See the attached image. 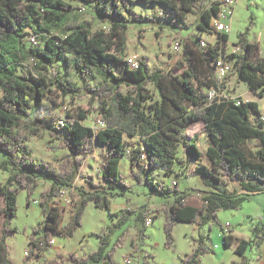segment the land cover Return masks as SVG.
I'll return each mask as SVG.
<instances>
[{
	"label": "trees",
	"instance_id": "trees-1",
	"mask_svg": "<svg viewBox=\"0 0 264 264\" xmlns=\"http://www.w3.org/2000/svg\"><path fill=\"white\" fill-rule=\"evenodd\" d=\"M70 1L93 9L109 24L108 29L95 30L94 19L85 21L82 9L65 0H0V152L7 155L0 168L10 172L6 183L0 184V216L5 217V226L0 230V264H14L6 241L18 232L9 226L18 211V193L24 190L31 197L42 179L50 183L39 201L44 220L30 237L26 260L38 264H114L104 232L99 234L101 243L97 251L86 257L70 253L58 254L46 263L42 260L53 247L51 241L55 236H73L82 225L89 204L108 211L117 188L130 189L120 173L126 156L130 178L146 185L151 196H167L174 191L152 180L149 173L161 170L165 176L179 175L176 165L181 163L180 149L188 163L206 159V164L199 163L194 171L202 174L208 187L198 194L201 204L189 205L185 194L175 204L162 206L166 248L173 245L177 223L219 225V212L239 210L251 196L264 193V112L259 103L226 97L210 100L208 93L200 90L205 86L223 91L216 62L226 55L225 60L233 64V71L249 91L264 97V57L258 56V47L249 41L248 31L239 34L235 43L241 51L227 55L230 34L217 33L212 27L221 10L220 1ZM136 5L159 6L160 18L183 28L193 27L187 20L195 16L197 30L214 36L216 42H205L207 47L202 48L204 41L198 38L193 47L184 48L185 59L166 71L152 73L147 58L140 60L138 68H132L126 59L128 23L153 20L136 13ZM31 36H35L36 44ZM149 84L160 96L153 103H148ZM123 86L132 90L125 93ZM53 92L72 103L88 96L89 108L68 113L69 121L57 126L56 108L47 101ZM95 111L104 128L95 130L85 124ZM197 123L205 126V154L198 140L190 139L187 133ZM46 131L59 141L60 149L69 151L65 158L57 160L58 167L37 161L28 147L31 137H41ZM126 138H138L141 142L131 156ZM251 142H257L255 151L248 148ZM96 144L104 153L101 179L97 184L87 180V185L76 187L84 158L94 154ZM142 147L146 150V162L140 160ZM64 189H75L80 197L77 200V194L70 192L75 208L65 227L61 225L62 211L55 205ZM143 207L138 215L143 226L137 229L142 239L146 237L148 217L147 205ZM126 219L123 216L118 225ZM254 231L260 233L256 239H243L236 244L234 252L241 258L239 264H247L245 253L254 244H264V225ZM232 233L229 230L223 235L226 247L235 245ZM210 251L200 238L182 264H199L200 256Z\"/></svg>",
	"mask_w": 264,
	"mask_h": 264
},
{
	"label": "rangeland",
	"instance_id": "rangeland-1",
	"mask_svg": "<svg viewBox=\"0 0 264 264\" xmlns=\"http://www.w3.org/2000/svg\"><path fill=\"white\" fill-rule=\"evenodd\" d=\"M82 9V16L85 21H95L96 29H108L109 24L99 18L93 9L83 8L79 3L65 0ZM222 1V0H214ZM234 15L231 19V32L229 44L226 46V53L233 54V44L237 43L238 35L248 31V39L258 47V56L264 57V0H235ZM135 12L146 15L153 20H132L128 23L129 29L126 35L127 50L126 59L141 60L147 58L150 65V71L162 72L175 65L177 61L184 60V48L199 39L209 44H215L216 38L202 34L197 30L198 20L195 16L188 18V23L192 24L191 28H183L172 24L168 19H162V10L159 6L153 5L145 8L136 5ZM199 38V39H198ZM182 41L179 50L175 49V44ZM217 79L224 87L223 93L228 100L254 101L259 103L260 109L264 112V97L260 98L249 91L247 85L242 82L237 74L231 71L225 76L217 74ZM147 89L151 99L148 103H153L160 99L158 91L152 84ZM123 92L131 91L128 86L122 87ZM203 93L208 92L207 87H202ZM56 108L54 114L57 117L58 125L61 122H68V113L77 112L79 109L88 110L89 97L78 98L74 103L71 100H64L57 92L49 95L47 99ZM60 105V106H59ZM59 106V107H58ZM96 107V105H95ZM87 126L95 130L100 129L101 125L98 113L92 112L85 122ZM190 139H197L198 145L205 154L208 143L205 134V126L197 123L191 126L187 131ZM128 139L127 152L132 155L136 147H140L139 140ZM59 141L52 137L47 131L41 137H31L28 143L32 151V157L39 162L57 166L58 159L65 158L69 151L59 148ZM257 142H251L248 148L252 151L257 149ZM95 156L92 162L87 163L88 158ZM84 158V165L81 169V177L75 182L76 187L87 185L86 181L91 180L93 183H99L101 179V166L104 161V153L98 144L95 146L94 154ZM181 163L176 165V171L179 175L165 176L161 170L150 172L151 179L160 182L174 191L167 196H151L147 193L149 190L146 185H139L129 176L130 162L126 156L120 165V173L124 182L130 186V189L117 188L114 192L112 205L108 211L100 210L89 204L85 210L82 219V225L73 233L71 238L64 235L54 237V246L44 254L42 262H48L54 259L58 254L76 253L80 257H86L90 253L97 251L101 243L99 234L104 232L108 236L110 251H113L114 264H182V259L191 254L197 246L200 238L203 239L204 245L211 249L200 256L199 264H239L241 258L234 252L236 244L240 240L256 239L259 232L254 231L255 227L264 225V193L251 196L239 210L221 211L218 214L219 225H208L198 227L193 224L177 223L173 230L174 241L170 248H166V236L164 233L165 216L162 213L164 204H175L180 196L187 194L188 203L191 206H199L202 199L198 194L207 191L203 176L201 173L194 172V168L200 163L206 164V159L188 163L182 149L179 151ZM7 160V155L0 152V165ZM187 164V165H185ZM86 170V171H85ZM10 172L0 168V184L6 183ZM49 181L42 179L33 195L29 197L28 193L20 190L18 193V211L14 218L10 220V227L17 228L18 232L7 238V245L10 250V258L14 264H37L36 261H27L26 252L33 231L44 220L43 212L40 207L41 193L49 186ZM133 185V186H131ZM17 187V185L15 186ZM69 190V202L61 200L55 204L62 211V226H67L70 218V211L75 208V202L70 197V192L77 194V190ZM76 200V201H77ZM148 210L147 216L154 217L153 223L144 231L146 237L140 238L137 229L143 224L138 220L140 212ZM127 217L126 222L118 225L123 216ZM229 223L231 226H226ZM5 226V217L0 216V230ZM232 230L235 237V245L226 247L224 244L221 228ZM262 234V233H261ZM247 264H264V247L254 244L252 248L245 253ZM130 261V263H127Z\"/></svg>",
	"mask_w": 264,
	"mask_h": 264
},
{
	"label": "built area",
	"instance_id": "built-area-1",
	"mask_svg": "<svg viewBox=\"0 0 264 264\" xmlns=\"http://www.w3.org/2000/svg\"><path fill=\"white\" fill-rule=\"evenodd\" d=\"M220 3H221V10H220L219 15L213 19L212 27H213L214 31L217 33L230 34V32H231V19L234 15V8H235L236 1L235 0H222ZM30 40L35 44L37 43L35 36H31ZM181 46H182V41H179L175 44V49L179 50ZM232 46L234 48L233 54H238L241 51V49L238 45L233 44ZM201 47L205 48V47H207V44L205 42H202ZM222 55H223V53H222ZM225 56L226 55H223L216 62V74H219L220 76H225L226 74H228L231 71V69H233L232 68L233 64L230 63L229 61H226ZM129 63H130L132 68L136 69L139 67L140 61L137 59H133L132 61H129ZM207 93L209 95L210 100H214L216 98L226 97L225 94L223 93V91L219 92L217 90H208ZM263 120H264V117H263ZM61 125L63 126L64 122H61ZM100 125H101L100 128L105 127V124L102 122H100ZM141 150L142 151H141V155H140V160L142 162H146L147 161L146 150L143 147L141 148ZM128 154H129V152H128ZM66 199L69 202H71L70 198H69V190L68 189L67 190L64 189V190L60 191L59 196L56 198V202L59 203L61 200H66ZM153 220H154V217L149 215L145 221L146 227H149L153 223ZM226 226H230V224L227 223ZM223 233L227 234L228 231L226 230V233L225 232H223ZM51 244L54 245V240L51 241ZM26 256H28L27 252H26ZM127 263H130V261H127Z\"/></svg>",
	"mask_w": 264,
	"mask_h": 264
},
{
	"label": "crops",
	"instance_id": "crops-1",
	"mask_svg": "<svg viewBox=\"0 0 264 264\" xmlns=\"http://www.w3.org/2000/svg\"><path fill=\"white\" fill-rule=\"evenodd\" d=\"M136 140H139V139H136ZM139 143L141 144L140 140H139ZM194 171H195V168H194ZM49 185H50V184H49ZM131 186H133V185H131ZM147 193H149V191H148ZM150 196H151V195H150ZM152 198H153V196H151L150 200H151ZM69 220H70V218H69ZM230 226H231V225H230ZM63 227H64V226H63ZM55 244H56V243H55ZM55 244H54V245H55ZM54 245H53V246H54ZM260 247H264V244L261 245V246H259V248H260ZM64 255H67V254H64ZM37 264H38V263H37Z\"/></svg>",
	"mask_w": 264,
	"mask_h": 264
},
{
	"label": "clouds",
	"instance_id": "clouds-1",
	"mask_svg": "<svg viewBox=\"0 0 264 264\" xmlns=\"http://www.w3.org/2000/svg\"><path fill=\"white\" fill-rule=\"evenodd\" d=\"M94 158H95L94 155H93L92 157H89L87 163L92 162V160H93ZM85 171H86V170H85Z\"/></svg>",
	"mask_w": 264,
	"mask_h": 264
}]
</instances>
